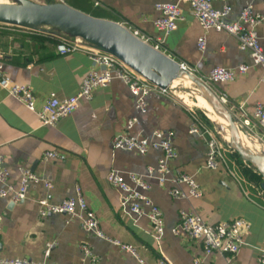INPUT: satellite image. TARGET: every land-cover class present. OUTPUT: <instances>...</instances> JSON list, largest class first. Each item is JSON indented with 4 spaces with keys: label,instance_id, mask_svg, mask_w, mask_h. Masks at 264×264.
<instances>
[{
    "label": "crops",
    "instance_id": "crops-1",
    "mask_svg": "<svg viewBox=\"0 0 264 264\" xmlns=\"http://www.w3.org/2000/svg\"><path fill=\"white\" fill-rule=\"evenodd\" d=\"M28 1L66 4L64 0ZM159 2L87 0L94 10L107 14L131 33L136 32L143 42L162 37L152 25L158 17L154 6ZM246 4L264 15L263 0H232L229 20H237ZM212 7L221 10L223 5L213 3ZM181 12L183 20L164 39L165 55L197 77L207 76L216 67L251 66L247 54L238 50L236 40L225 33L208 32L206 49L200 53L196 44L202 30L188 6L182 5ZM30 35L18 29L0 28V60L5 76L16 85L32 89L37 109L50 94L59 99L75 96L91 66L86 52L79 50L62 56L55 44L33 40ZM257 38L264 52V21L257 28ZM261 76L260 70L251 68L235 82L214 86L213 90L224 93L231 108L245 102L250 117L256 103L264 106ZM184 105L175 95L152 90L147 98V112L138 115L139 125L131 132L132 135H150L154 131L171 133L177 151L171 168L193 176L203 193L199 200L177 201L159 188L155 180H149L148 196L164 219L165 235L157 243L145 218L135 220L123 214L118 194L106 181L111 170L145 175L148 167H156L159 158L155 152L141 157L112 149V139L124 133L126 121L137 115L130 93L121 81L114 80L106 88L97 90L90 102L80 101L78 109L54 128L42 127L33 113L0 88V157L9 172L8 184L15 189L19 187V170L23 168L52 185L51 190L42 184L30 185L26 200L19 204L0 198V258L40 263L44 261L46 244H52L47 264H139L133 255L85 233L75 220L69 221L63 215L39 217V200L59 204L73 197L78 186L98 218L101 233L111 241L131 247L143 264H158L160 254L169 264H195V260L199 264H256L264 246V207L252 201L223 169L204 168L206 144L203 138L189 133L193 113ZM50 151L58 152L65 159H45L44 154ZM180 210L197 213L209 225L246 220L250 229L239 254L232 258L218 253L205 257L200 242L172 236L171 229L178 221ZM83 246L89 248V257L83 254Z\"/></svg>",
    "mask_w": 264,
    "mask_h": 264
},
{
    "label": "built area",
    "instance_id": "built-area-1",
    "mask_svg": "<svg viewBox=\"0 0 264 264\" xmlns=\"http://www.w3.org/2000/svg\"><path fill=\"white\" fill-rule=\"evenodd\" d=\"M231 2L232 0H160L154 6L158 17L153 20L152 25L162 37L154 40H145L144 42L155 50L165 54L163 49L164 39L174 32L177 29V24L183 20L181 6L186 5L202 30V36L197 40L196 44L197 50L200 53H203L206 49V34L208 32L225 33L236 40L238 50L247 54L251 63V66L241 64L234 69L216 67L211 69L207 76L196 77L209 88L213 89L214 86L231 84L239 77L246 75L251 68H256L262 73L259 83L264 86V52L257 38V28L263 23L264 15L256 13L251 4H246L242 8L237 20L230 21L229 17L232 13ZM213 3L222 4V9L215 10L212 7ZM132 34L138 38L136 32ZM56 39L59 40L56 49L60 55L65 56L83 50L91 62L88 73L82 80L75 96L59 99L55 94H50L46 97L41 107L37 109L32 89L29 86L12 83L5 76L1 60L0 88L10 98L19 102L29 112L33 113L42 127L54 128L60 121L71 116L78 109L80 101L90 102L97 90L106 88L114 80L121 81L130 93L137 115L126 121L124 133L112 139V149L133 153L141 157L147 155L149 152H155L159 154V158L156 167H148L145 175L123 174L116 170H111L106 176V181L118 194L119 205L123 214L130 215L135 220L145 218L149 223L154 240L157 243L160 242L165 235L164 219L161 210L148 196L151 191L149 180H155L159 188L166 190L167 195L177 201L199 200L202 198L203 193L193 176L171 168V164L177 159V151L173 147L171 133L154 131L150 135L141 133L138 135L131 134L135 126L139 125L138 115H144L147 112V98L149 94L152 90L159 89L134 73L113 56L96 51L84 41L77 42L76 40ZM189 72L191 71L189 70ZM159 92L167 94L160 90ZM214 92L221 103L232 112L237 123L240 125V131H245L249 137L260 140L264 144V106L256 103L249 117L245 109V102H241L235 108H231L230 102L224 93H219L215 90ZM256 129L260 133L256 132ZM189 133L197 135L205 141L206 160L204 168L208 171H218L223 165L224 154H232L224 148L226 147L224 141L217 135L216 131L212 132L204 128L194 116L189 126ZM44 158L54 161H63L65 159L64 156L55 151L46 152ZM19 173L20 184L15 189L8 184L9 172L4 166L3 159L0 157L1 199H8L13 204H19L26 200L30 185L42 184L46 190L52 189L50 182L39 178L29 169L21 168ZM37 205L39 207L38 215L40 218L63 215L69 221L75 220L79 222L85 233L93 234L97 238L113 244L121 251L133 255L139 264H143L136 257L131 247L111 241L101 233L98 218L90 210L78 186L74 190L73 197L66 198L59 204H51L48 200L42 199L37 202ZM249 229L250 225L244 219H234L229 222L209 225L197 213L180 210L178 221L171 229V234L177 238L184 237L194 242H200L203 246V255L205 257L218 253L232 258L239 254L244 245V237L249 232ZM52 247V244H46L44 261L40 263H34L26 259L0 258V264H47L46 260L50 255ZM82 251L86 257L90 256V250L86 246L82 247ZM194 263L199 264V260H195ZM158 264L169 263L160 254ZM256 264H264V246L259 251Z\"/></svg>",
    "mask_w": 264,
    "mask_h": 264
},
{
    "label": "water",
    "instance_id": "water-1",
    "mask_svg": "<svg viewBox=\"0 0 264 264\" xmlns=\"http://www.w3.org/2000/svg\"><path fill=\"white\" fill-rule=\"evenodd\" d=\"M15 1L16 6L0 7L1 25L53 38L67 35L78 37L96 51L113 56L160 91L189 94L205 102L223 123L225 146L245 168L260 177L261 188L264 189V163L252 149L244 145L240 135L249 136L245 131H240V125L232 112L221 103L214 90L182 64L155 50L116 22L93 18L62 2L37 4L28 0ZM179 80H187L188 86H175L174 83ZM253 140L264 148L260 140Z\"/></svg>",
    "mask_w": 264,
    "mask_h": 264
},
{
    "label": "trees",
    "instance_id": "trees-1",
    "mask_svg": "<svg viewBox=\"0 0 264 264\" xmlns=\"http://www.w3.org/2000/svg\"><path fill=\"white\" fill-rule=\"evenodd\" d=\"M65 3L79 11L82 12L88 16H91L93 18L96 19H104V20H108V21H112L111 17H109L107 14H104L103 12H99L97 10H94L88 3L87 0H77L78 3L74 4L73 1L71 0H64ZM50 3H55L54 1L50 2ZM81 3V4H80ZM83 4V5H82ZM0 28H12V29H18V30H22L25 32L30 33V38L33 40H39L42 42H50L53 43L57 46V44L59 43V40L50 36H46L43 34H39L36 32H31V31H27L24 29H20V28H16V27H11V26H6V25H1L0 24ZM27 36V35H25ZM200 121V120H199ZM203 122H200V124L206 128L209 131L214 132V127L213 125L207 120V118L202 119ZM226 150H228L226 147H224ZM236 159V160H235ZM225 166V167H224ZM223 169H225V172L232 177L236 183L239 185V187L245 192L247 193V195L249 196V198L254 201L255 203H257L260 206L264 207V200L259 197L260 193L264 194V189L261 188V179L258 175H256L255 173L251 172L250 170H248L247 168H245L243 166V164L240 162V160L238 159V157L234 154H230V153H225L223 156V165H222ZM221 167V169H222ZM250 176V177H249ZM257 177L259 179V181H254L252 180V178Z\"/></svg>",
    "mask_w": 264,
    "mask_h": 264
},
{
    "label": "bare ground",
    "instance_id": "bare-ground-1",
    "mask_svg": "<svg viewBox=\"0 0 264 264\" xmlns=\"http://www.w3.org/2000/svg\"><path fill=\"white\" fill-rule=\"evenodd\" d=\"M16 5H17V3H15V4H7L6 2L0 0V7L16 6ZM64 37L68 38L67 41H75V39H77L76 41L79 42V41L82 40V39H80L78 37H72V36H69V35L64 36ZM187 84H188L187 80H179V81L174 83L175 86H188ZM175 96H176V94H175ZM177 96L176 97L178 99L183 100L182 101L183 104H185V105L189 104L192 107H195L196 109L204 111V113H205L206 117L208 118V120L211 123H213L214 128H215L214 130L216 131L217 135L221 139H225V131H224V126H223V123H222L221 119L215 113H213V111H211L208 108V106L205 104V102H203L198 97H195L194 102H191L189 100V95L188 94H178ZM240 136H241V139H242L244 145L249 147L250 149H252L257 154V156L261 159V161H263V163H264V148L262 146H260L257 142H254L253 140H251L249 137H247V136H245L243 134L240 135Z\"/></svg>",
    "mask_w": 264,
    "mask_h": 264
},
{
    "label": "rangeland",
    "instance_id": "rangeland-1",
    "mask_svg": "<svg viewBox=\"0 0 264 264\" xmlns=\"http://www.w3.org/2000/svg\"><path fill=\"white\" fill-rule=\"evenodd\" d=\"M2 1H4V2H6L7 4H15V3H17L15 0H2ZM9 1V2H8ZM58 38H61V39H64V40H68V38H66V37H64V36H60V37H58ZM75 40H77V39H75ZM80 40V39H79ZM82 41V40H81ZM171 96H173L174 97V95H172V94H170ZM178 94H176V96H177ZM189 95V94H188ZM178 97V96H177ZM176 97V98H177ZM179 101H180V103L181 104H183L182 103V101L183 100H180V99H178ZM189 100L191 101V102H194V100H195V97L194 96H191V95H189ZM184 105V104H183ZM185 107H187L194 115V117L195 118H197V121L200 123V122H203L202 121V119H204V118H207L206 117V115H205V113H204V111H201V110H199V109H196L195 107H192L191 105H189V104H186V105H184ZM200 120V121H199ZM207 120H208V118H207ZM209 121V120H208ZM256 132H258V133H260V131L258 130V129H256ZM251 140H253L252 138H250ZM254 142H257L256 140H253ZM260 146H261V144L259 143V142H257ZM236 160V159H235ZM225 167V166H224ZM222 169H223V167H222ZM226 169V168H225ZM225 169H223L224 171H225ZM250 177V176H249ZM255 177V176H254ZM252 180H254V181H259V179L257 178V177H255V178H252ZM259 197H261L263 200H264V194L263 193H260L259 194Z\"/></svg>",
    "mask_w": 264,
    "mask_h": 264
}]
</instances>
